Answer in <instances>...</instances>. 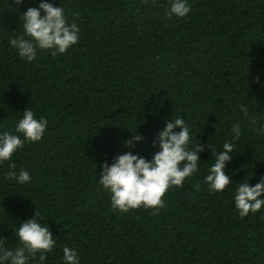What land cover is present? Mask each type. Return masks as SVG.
<instances>
[{"label":"trees","instance_id":"1","mask_svg":"<svg viewBox=\"0 0 264 264\" xmlns=\"http://www.w3.org/2000/svg\"><path fill=\"white\" fill-rule=\"evenodd\" d=\"M188 2L185 17L170 18L171 0H54L79 41L28 62L8 40L24 35L21 15L39 0H0V132L14 131L25 108L48 121L40 141L0 164L7 248L19 246V222L37 211L56 239L46 264H61L64 246L80 264H264V208L241 218L232 200L236 183L264 175V136L238 107L264 115V74L253 82L264 73V0ZM168 117L189 125L190 148L204 145L199 172L171 187L162 208L114 211L96 182L100 163L135 132L144 137L135 152L150 158ZM233 123L242 135L225 173L235 183L213 194L203 180L214 162L207 145L222 150ZM9 163L31 182L4 180Z\"/></svg>","mask_w":264,"mask_h":264},{"label":"clouds","instance_id":"2","mask_svg":"<svg viewBox=\"0 0 264 264\" xmlns=\"http://www.w3.org/2000/svg\"><path fill=\"white\" fill-rule=\"evenodd\" d=\"M14 3L22 5L24 0H14ZM190 10L188 0H171L167 15L170 18H183ZM21 17L24 35L10 38L8 44L25 61L34 60L37 52L43 50H48L53 56L62 55L79 41V27L75 22H67L65 9L60 5L54 6V0H39L36 7H28ZM262 74L264 73L254 77L253 82L261 84ZM238 107L242 119L247 120L264 136V115H257L261 114L257 110L249 113L244 104H238ZM47 126L45 118H36L32 110L25 108L22 117L15 123L14 131L0 132V164L10 162L13 154L26 142L40 141ZM241 135V124L233 123L231 138L223 143L222 150L215 151L207 145L214 162L207 168L203 180L210 193H222L228 185L235 183L225 173V168L234 158V142ZM143 140L144 137L135 132L129 139L122 141L124 151L113 156L111 162L105 159L99 165V180L96 182L109 194L114 211L126 213L141 206L146 209L162 208V197L171 187L182 186L186 178L199 172L200 153L205 151V147L200 143L189 147L192 135L183 118L165 119L163 128L153 137L154 151L150 158L135 152L136 144ZM3 179L24 186L31 182L32 176L27 170H17L14 163H9ZM249 181L250 179H244L236 183L232 194L234 207L241 218L264 208V175L254 185ZM15 236L19 246L14 250L7 248L0 238V264H30V260L37 258L39 264H46L48 254L56 246V239L48 224L41 223L37 211L30 219L19 222ZM61 251V264H80L76 249L64 246Z\"/></svg>","mask_w":264,"mask_h":264}]
</instances>
